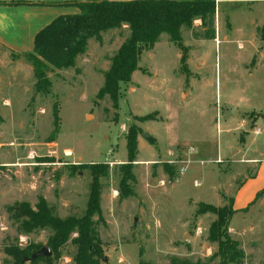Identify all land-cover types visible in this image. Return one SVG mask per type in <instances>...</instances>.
I'll list each match as a JSON object with an SVG mask.
<instances>
[{
    "label": "rangeland",
    "instance_id": "obj_1",
    "mask_svg": "<svg viewBox=\"0 0 264 264\" xmlns=\"http://www.w3.org/2000/svg\"><path fill=\"white\" fill-rule=\"evenodd\" d=\"M263 25L264 4H215L212 36L204 37L200 20L181 29L186 72L182 50L161 34L141 56L145 71L120 84L117 108L97 92L126 28L102 32L101 43L89 39L74 67L47 71L48 92L35 91L33 70L7 76L11 85L0 90L8 96L6 106L0 99V264L12 262L8 247L48 246L52 233L22 232L14 208L21 202L33 208L42 197L60 218L81 216L91 165L108 172L98 180L101 219L93 218L103 248L98 264H218L217 245L208 240L216 217L197 209L202 203L228 209L232 197L248 191L244 180L264 173ZM230 109L234 115L225 116ZM131 125L137 154L125 187L131 194L121 197L118 168L127 160ZM228 234L243 252L241 264H264V188L232 215ZM75 250L68 241L51 264H73Z\"/></svg>",
    "mask_w": 264,
    "mask_h": 264
},
{
    "label": "trees",
    "instance_id": "obj_2",
    "mask_svg": "<svg viewBox=\"0 0 264 264\" xmlns=\"http://www.w3.org/2000/svg\"><path fill=\"white\" fill-rule=\"evenodd\" d=\"M70 4L78 11L55 17L36 32L32 51L19 55L32 66L36 92H48L47 71L74 67L76 57L85 52L89 39L94 38L101 43L102 32L126 28L127 36L111 56L110 64L103 72V84L97 92L98 98L108 96L112 106L117 108L120 84L130 82L133 72L145 71L139 64L141 56L154 48L161 34H167L170 41L182 50L180 61L184 72L186 49L182 43L181 29H191L193 22L199 19L206 28L204 37L212 36L215 0H89ZM260 38L264 42V25ZM137 133V128L131 125L125 135L127 160L118 168L121 175V197L131 194L130 191H125V187L132 180L131 168L137 154ZM88 168L91 183L81 216L60 218L42 197L38 198L33 208L26 202H21L14 208L13 219L18 221L22 232L30 233L45 228L52 231L47 242L53 256H41L31 263L45 259L51 264L53 259L58 258L59 249L70 241L76 247L73 264H98L103 248L97 237L93 218L97 216L98 220L101 219L98 180L108 172L99 165ZM206 212L216 217L208 229V240L217 245L212 258L218 257V264H241L243 252L237 241L228 234L229 222L235 213L232 198L228 209L200 204L197 213ZM73 233L75 236L71 237ZM39 249V245L29 244L24 248L10 246L5 251L12 258L11 264H23V257H28Z\"/></svg>",
    "mask_w": 264,
    "mask_h": 264
},
{
    "label": "crops",
    "instance_id": "obj_3",
    "mask_svg": "<svg viewBox=\"0 0 264 264\" xmlns=\"http://www.w3.org/2000/svg\"><path fill=\"white\" fill-rule=\"evenodd\" d=\"M89 0H0V90L3 86L11 85V82L6 81L7 76L19 75L27 76L32 74L31 66L24 63L21 59L17 58L22 53L32 51L33 38L37 31L46 26L55 17L60 14L76 13L78 10L70 3L82 2ZM126 1V0H121ZM228 3H260L264 4V0H215L216 7L225 5ZM199 20H195V24ZM242 47V46H241ZM195 66L201 64L199 61H194ZM4 73V75H3ZM22 78V77H21ZM5 83V84H4ZM22 84V83H21ZM3 88V92H4ZM0 99L3 101L2 106H6L4 101L8 99V96L2 95ZM253 111H257L255 105L251 107ZM235 111V110H234ZM177 127V124H176ZM178 133L176 135L175 143L178 140ZM169 141V139H168ZM170 142V141H169ZM168 142V145H169ZM174 143V144H175ZM234 150V149H233ZM238 152L239 149L237 148ZM255 163V159H246L245 162ZM258 171L263 168L257 165ZM255 172L240 185L243 190H248L246 193L238 194L232 197V209L235 213L244 209L251 201L254 200L257 193L264 188V173L262 178L258 180V177L254 178ZM239 186V187H240ZM243 198V205L235 206V201ZM245 199V197H247ZM245 199V200H244ZM256 201V200H255ZM254 201V202H255ZM234 213V214H235ZM233 214V215H234Z\"/></svg>",
    "mask_w": 264,
    "mask_h": 264
},
{
    "label": "water",
    "instance_id": "obj_4",
    "mask_svg": "<svg viewBox=\"0 0 264 264\" xmlns=\"http://www.w3.org/2000/svg\"><path fill=\"white\" fill-rule=\"evenodd\" d=\"M234 113H235V111H234V109H230V110H228V111H225L224 112V115L225 116H229V115H234ZM142 135L144 136V137H147V135H146V133H142ZM135 222V221H134ZM182 240L183 241H188V235L187 234H185L183 237H182ZM51 255V251H50V249H49V247L48 246H42L39 250H37V251H35L34 253H32L30 256H26V257H23V259H22V262H30V261H32V260H34V259H36V258H38V257H48V256H50Z\"/></svg>",
    "mask_w": 264,
    "mask_h": 264
},
{
    "label": "built area",
    "instance_id": "obj_5",
    "mask_svg": "<svg viewBox=\"0 0 264 264\" xmlns=\"http://www.w3.org/2000/svg\"><path fill=\"white\" fill-rule=\"evenodd\" d=\"M239 48H241V45L239 46ZM259 132V129H256L255 130V133H258Z\"/></svg>",
    "mask_w": 264,
    "mask_h": 264
}]
</instances>
